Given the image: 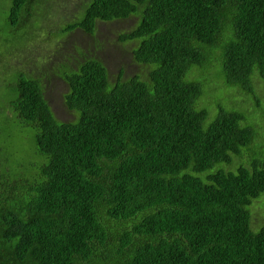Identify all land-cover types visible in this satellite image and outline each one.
<instances>
[{
    "label": "trees",
    "instance_id": "1",
    "mask_svg": "<svg viewBox=\"0 0 264 264\" xmlns=\"http://www.w3.org/2000/svg\"><path fill=\"white\" fill-rule=\"evenodd\" d=\"M3 9L0 264H264L252 211L264 198V0ZM128 17L120 40L135 44L141 73L110 81L100 60L64 54L71 34ZM53 77L66 86L65 120L46 98ZM216 84L254 111L216 106ZM25 130L30 160L16 157Z\"/></svg>",
    "mask_w": 264,
    "mask_h": 264
},
{
    "label": "rangeland",
    "instance_id": "2",
    "mask_svg": "<svg viewBox=\"0 0 264 264\" xmlns=\"http://www.w3.org/2000/svg\"><path fill=\"white\" fill-rule=\"evenodd\" d=\"M67 1L74 2V0ZM4 12L5 9L0 10L1 14ZM74 14H76V12ZM135 23L136 20L133 17L111 22H99L97 25L96 34L93 36H85L81 34L80 31H77L71 34V38L67 40L68 43L65 42L64 54L66 56H70V52L75 53L74 51L79 50L100 60L108 70L110 81L115 80L120 74L123 78H126L128 76H132L135 72L141 73L142 66L138 63H135V61L132 59V50L135 47V44L120 40V35L132 30ZM42 54L43 52L38 53L37 59L35 55L31 53L29 55V60L31 62L37 60L38 63V60L41 58ZM32 58H34V60H32ZM30 61L28 70H31L30 67H35V65L30 63ZM57 69L58 68L55 70L56 72ZM37 70H42V68ZM48 73L50 74V70H48ZM217 85L218 87L216 88V93L218 96L214 101L216 106H221L224 110L228 111H237L240 113L243 111L246 115H249L254 111L255 105L253 100H247L246 97L241 93H237L232 97L231 94L225 90V88H220V84H216L215 86ZM47 87L46 98L48 97L47 99L49 100L50 105L54 108L53 110L55 111L56 116L61 120H65L67 116L61 104L62 98L60 97V94L66 90V86L62 81L57 80L56 77H53ZM259 96L263 98V94L260 92ZM211 102L213 101L211 100V97H209L208 104H205L209 105L210 108L217 110L219 107H214L213 104L211 105ZM256 111L257 113H263L264 104L261 103L259 107L257 106ZM258 119L261 118L257 117V120ZM2 129L8 135V129L3 127ZM23 134L24 136L18 139L17 147H15L17 150V156L16 150L13 151V154L22 160H30L35 152L31 145V134L26 130ZM2 138L3 137L0 135V141ZM263 200L264 198H262L261 201L256 202L252 207L255 223H264V216H262L264 206H261V202Z\"/></svg>",
    "mask_w": 264,
    "mask_h": 264
}]
</instances>
